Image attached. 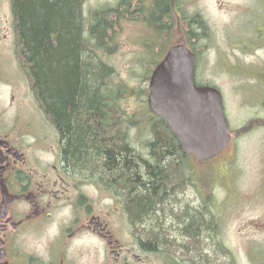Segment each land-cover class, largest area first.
<instances>
[{
  "label": "flooded vegetation",
  "instance_id": "af4514ba",
  "mask_svg": "<svg viewBox=\"0 0 264 264\" xmlns=\"http://www.w3.org/2000/svg\"><path fill=\"white\" fill-rule=\"evenodd\" d=\"M160 1L165 2L162 10L157 8L156 0H114L118 4L113 9L116 15L108 14V20L113 23L119 16L147 21L146 24H152L148 26L151 30L157 29V38L193 44L195 40L185 36L186 32L192 25L201 31L203 20L197 14H192V18L186 16L190 0ZM258 2L264 10V0ZM1 22L0 14V264H176L172 252L174 238H181L185 232L191 235L183 236L188 240L187 245L176 244L181 251L188 247L189 253L179 256H184L185 262L238 264L231 249L226 248L225 252L224 236L213 232L219 229L220 215L218 207L208 202V195L215 200L214 187L223 184L215 182L208 186L199 176L197 186H193L191 180L196 177L191 167L184 169V179L178 182L173 179L161 196L168 197L173 206L166 219L170 222L169 244L161 245L157 239L144 238L140 217L134 224L136 218L131 214L134 208L127 205L131 200L122 199L112 190L117 176L108 174L102 180L94 171H84L69 162L65 140L49 123L44 106L35 95L32 79L11 53V25ZM246 29L250 36L238 38L235 50L249 54L264 50V20L254 21ZM234 75L243 83L234 87L238 126L232 130L230 144L222 152L227 150L222 165L229 168L231 163H236L235 172L241 175L238 162L248 149L247 158L250 156L252 161L249 172L253 171L255 181L242 200L257 202L258 196L264 195V58L255 57L248 66L237 63ZM121 111L126 112L124 108ZM124 117H119L123 131L110 138L116 139V145L123 150L130 146L136 161H141L145 156L131 134V127L129 131L124 125ZM53 129L55 133L49 135ZM170 157L175 164L173 149ZM95 187L100 193L106 192L110 201L104 208L96 205L90 193ZM181 202H185L184 212L178 215L174 207H181ZM137 208L140 211V205ZM208 212L213 214V219H205ZM192 213H198L196 223L201 227L186 230V221L192 225L186 214ZM174 214L178 215L175 217L180 220V226L183 224L182 229L176 228ZM206 229L211 232L207 233ZM160 232L158 229L155 234ZM251 233L258 240L249 242L246 252L257 264L254 249L264 245V226L254 227ZM197 235L204 236L200 246L191 238ZM210 259H215V263Z\"/></svg>",
  "mask_w": 264,
  "mask_h": 264
},
{
  "label": "trees",
  "instance_id": "16d2710c",
  "mask_svg": "<svg viewBox=\"0 0 264 264\" xmlns=\"http://www.w3.org/2000/svg\"><path fill=\"white\" fill-rule=\"evenodd\" d=\"M156 2L157 8L164 9L165 2ZM84 3L85 0H10L15 57L32 79L35 95L44 106L49 123L65 140L69 162L84 171H94L102 180L108 174L117 176L112 190L122 199L131 200L127 205L134 208L131 212L136 218L134 224L140 217L144 238L168 245L170 222L166 219L173 206L168 197L161 196L173 179L175 182L184 179L179 163L186 156L180 152L165 122L148 109L145 112L154 120L147 157L136 161L130 146L123 150L116 145V139L110 138L123 131L120 118L124 115L119 101L126 92L122 84L116 91L108 89L106 80L114 76L115 70L96 53L110 54L109 35L116 31V26L108 20V14L116 15V11L102 8L89 12L85 18ZM193 28L190 26L185 36L197 37ZM172 149L175 164L170 160ZM175 202L179 203L177 196ZM197 215L186 214L192 224H186V230L201 227L196 223ZM174 217L173 221L180 226V220ZM184 218L185 215L183 221ZM158 229L162 232L157 235ZM184 235L191 236L185 232L181 238ZM203 237L191 238L200 246Z\"/></svg>",
  "mask_w": 264,
  "mask_h": 264
},
{
  "label": "rangeland",
  "instance_id": "374dc122",
  "mask_svg": "<svg viewBox=\"0 0 264 264\" xmlns=\"http://www.w3.org/2000/svg\"><path fill=\"white\" fill-rule=\"evenodd\" d=\"M221 1L190 0L187 7L189 12L186 13V16L192 18V14L200 15L203 20V27L201 31L193 28L197 37H191L190 40L194 39L195 42L188 44V47L196 55V83L218 88L223 98L224 113L231 131L238 126V120L234 115V87L237 84H243L234 75L235 65L242 62L244 66H248L255 57L264 58V50L256 51L254 54L235 50V46L238 43L236 40L250 36V34H246V27L254 21L264 20V10L258 0ZM115 4L114 0H85L83 15L88 18L89 12L94 10L102 8L113 10L118 6V4ZM0 14L2 17L1 23L5 24L7 21L11 25L10 38L13 41V51L11 53L14 54L15 35L10 0H0ZM121 18L116 16V31H111L109 35L110 42L112 40L110 54L106 56L102 53L96 54L101 61L103 60L102 62L115 70L114 76L108 77L106 80L108 89L116 91L120 84L123 85V90L126 93L119 101V105L122 110L123 108L126 110L123 113L125 116L123 118L124 125L126 124L129 131V127H131V134L135 138L138 148L143 151V155L146 157L148 156L147 145L151 140L150 131L154 119L153 116L145 112L147 109V94L143 95V93L147 92L148 79L155 66L153 62L159 61L162 54L170 46L180 42H176V39L168 42L166 39L157 38V29L151 30L148 26L152 24H146L147 21L142 23L139 19L131 20L126 18L119 21ZM24 72L28 75L26 70ZM129 91L135 92V94L130 95L128 94ZM52 132L55 133V130H49V135ZM226 152L227 150L206 162L199 163L194 158L188 157L179 164L183 170L191 167L192 174L196 177L191 180L193 186H197L198 183L196 184L195 182H197L196 180L199 179V176L202 177L205 181L204 183L208 186L215 182L223 184L222 187L215 185V200L212 199V195H208V202L210 204L214 203L213 205L218 207L217 212L220 215V218H218L219 229H214L213 232L224 236L225 252L227 249H231L238 264H256L249 259L246 248L249 242L258 240L257 237L252 235L251 230L256 226H264V195H259L257 202L242 200L243 196H247L250 193L255 181L253 171L249 172L252 161L250 156L247 158L248 149L246 148L245 155L241 156L240 162H238V166L242 170L240 175L235 172L238 170L236 163H231L229 168H225L222 165L223 156ZM97 189L95 187V190H91L90 193L94 195L96 205L104 208L110 201L107 199L105 191V193H100L99 189ZM184 203L181 202V207H174V210L177 211L176 214L181 215L184 212ZM180 211L181 213H178ZM211 215L213 216L211 213L207 214L205 219H213ZM183 227L182 224L176 228L182 229ZM206 231L207 233L211 232V230L207 229ZM174 239L176 242H174L175 245L172 247V252L176 256V264H190L185 262L186 260L184 261V256L179 257L184 253H189L188 247L186 248L187 251H181L176 246L179 242L187 245L188 240L177 236ZM211 252L209 250L208 254H211ZM254 252V260L257 261V264H262L264 260V245L255 247ZM210 260L215 263V259ZM224 263H226V260Z\"/></svg>",
  "mask_w": 264,
  "mask_h": 264
},
{
  "label": "water",
  "instance_id": "95a60500",
  "mask_svg": "<svg viewBox=\"0 0 264 264\" xmlns=\"http://www.w3.org/2000/svg\"><path fill=\"white\" fill-rule=\"evenodd\" d=\"M194 60L184 43L172 46L152 71L147 103L165 121L179 149L203 161L223 151L230 135L221 93L194 84Z\"/></svg>",
  "mask_w": 264,
  "mask_h": 264
}]
</instances>
